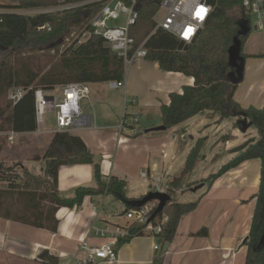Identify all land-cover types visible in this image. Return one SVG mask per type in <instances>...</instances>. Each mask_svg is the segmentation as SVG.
Instances as JSON below:
<instances>
[{
    "label": "trees",
    "instance_id": "16d2710c",
    "mask_svg": "<svg viewBox=\"0 0 264 264\" xmlns=\"http://www.w3.org/2000/svg\"><path fill=\"white\" fill-rule=\"evenodd\" d=\"M57 0H16L14 4H2L0 8V132L11 130L31 132L37 129L34 88L44 90L71 82L101 83L122 80L125 76L124 58L105 44L103 37L92 34L81 44L67 46L56 58L50 51L60 49L49 44L66 38L73 27H80L86 19L83 8L35 15L21 14L13 9H29L55 5ZM137 24L131 32L135 45L144 42L145 59L157 61L165 71L181 72L194 78L192 85H184L181 91L170 93V102L161 106V119L167 129L175 127L194 115L205 111H218L222 118L238 117L236 125L245 113L257 127L259 138L248 141L243 150L207 180H214L225 171L253 158L261 160L260 185L253 195L255 206L247 237L245 264H264V246L255 251L264 234V104L261 107H243L234 97L237 84L229 82V47L240 29V23L249 20L251 13L243 0H211L212 13L196 39L186 43L163 28H156L154 19L159 10L158 0H143ZM248 35L241 36L242 43ZM37 50H45L36 53ZM242 54L247 57V54ZM264 56V54L262 55ZM12 86L32 87L16 104L8 99ZM129 126V115L124 116ZM228 139L226 138V141ZM202 141L190 150L182 170L171 179L172 186H179L196 167ZM3 139L0 135V155ZM44 170L36 174L22 162L0 159V217L47 228L58 229L57 212L61 207L81 205L86 195L105 190L125 202L127 182L118 176L109 181L102 179L101 162L84 140L71 132L61 131L54 137L43 156ZM93 164L98 189L81 186L73 197H63L59 191V169L66 164ZM206 179L202 180L205 181ZM171 190V189H170ZM169 190V194L171 195ZM143 197V196H142ZM198 201L177 202L171 198L164 208L168 220L157 234L160 243L169 242L175 236L182 215L195 210ZM144 224H132L129 233L121 237L119 245L134 236L146 234ZM206 228L197 235L207 234ZM41 255L46 256L45 252Z\"/></svg>",
    "mask_w": 264,
    "mask_h": 264
},
{
    "label": "crops",
    "instance_id": "0c3cea01",
    "mask_svg": "<svg viewBox=\"0 0 264 264\" xmlns=\"http://www.w3.org/2000/svg\"><path fill=\"white\" fill-rule=\"evenodd\" d=\"M255 28L257 29L256 26ZM262 29L264 30V28ZM251 34L252 29L249 35L251 36ZM250 36H248L243 45V52L247 54V68L250 67L249 69L251 70L252 66L257 64L256 73H263L264 56L262 55L264 54V42L259 49L244 50V46L248 43ZM141 63H145V67H152L153 72L156 71L159 83L156 79V84L149 88H131L128 86V74H126V88H123V92L125 93V98L126 93H128V96L132 98L131 102L140 109V111L135 113H127L129 120L139 113H146L145 115L148 119V125L145 127L146 132V130L162 124L161 106L163 103L170 102V93L181 91L184 85H192L194 78L181 72L165 71L160 68L157 61L144 59ZM256 83L255 81L249 83L245 88L246 91L244 92L243 90L239 96L237 95L238 89L235 90L234 97L243 107L249 105L263 106V95L258 101L249 99L251 93L257 89ZM261 87L260 90L263 92L264 80L261 81ZM114 89L109 88L110 91ZM52 90H56V87L50 89V91ZM105 96L106 93H103L100 88L91 90L90 97L81 101L83 114L89 119V126L71 133L79 135L95 154L96 158L100 160L103 180L106 181L104 176L107 175L111 177L122 176L120 178L124 179L125 177L127 185L129 184L128 174L124 173V171L116 170V153L112 156L111 152H105L103 149L105 147L109 150L113 144H115L117 149L122 146H130L134 153H145L146 162L144 166L148 168L152 178H155L154 175L158 171L159 164L154 162L150 165L152 152L158 147L166 146V137L154 136V131L146 132L145 138L139 130L137 133L127 130L119 132L121 122H117V119L112 116L114 109H117L115 113L119 110L117 102H111L114 105V107H110L112 111L107 105L101 103L102 107L96 112L94 101L105 102ZM91 110L93 113H91ZM153 111L159 116L156 121L150 119ZM218 113L220 112L202 111L179 125L169 128L178 131L181 127L180 138L189 136L187 156L199 140L203 143L200 155L203 153L205 144L211 141L213 134L208 131H211L213 125L221 124L225 119L220 116L221 113ZM129 126L136 127V123H129ZM42 128L47 129L43 125ZM236 129L238 132L239 128L236 127ZM163 131H159V133ZM82 132L89 140L81 136ZM6 133L0 132V135ZM54 134L48 132L37 134L33 133V131L19 132L15 140L17 143L9 142L10 148L6 149L7 145L3 147L1 154L4 152L5 157L10 160H21L23 165L28 168L27 160L33 159L38 165L37 169H35L36 171L32 172L36 174L42 173L45 166L42 156L51 143ZM198 134H205V136L197 138ZM256 138L253 137L251 139ZM244 142L239 140L238 145L225 155L215 153L213 159L215 158L216 161H213L212 165L209 162L206 164L208 170H210V175L217 173L223 165L235 158L243 150L240 148L245 145L243 144ZM228 144H230V140L226 141V145ZM163 151L165 149L162 148L161 153ZM177 151L179 152L180 150L178 149ZM166 153L167 156H163L165 159L169 157L168 152ZM97 154L99 155L97 156ZM205 158L208 159V155H205ZM175 159L176 156H173L172 161ZM186 159L183 161V166ZM171 167H175L173 163H169V168ZM259 167H261V160L253 158L245 160L238 166L225 171L212 181L207 180L210 175L196 179L197 183L190 189L192 193H198V190L203 186L207 187V189L196 196L197 200H195L198 201L197 208L181 216L172 240L160 243L157 236H150L152 234L149 233L134 236L131 240L118 244V257L116 260L98 259L93 264H245L247 237L255 206V198L248 201V197L253 193L255 194L259 189ZM204 179L206 180L202 181ZM81 186L98 189V181L95 177L93 164L62 165L59 169L60 194L63 197H73L76 189ZM195 187L198 188L194 190L193 188ZM125 192L126 197L129 199L141 198L146 195L129 194L126 188ZM110 195L112 194L106 190L105 192H95L86 195L81 205L61 207L57 212L59 225L56 231L0 217V264H79L76 254L80 252L82 239L89 237V243L94 246L100 245L106 240L91 231L90 224L95 223L101 227L109 221L108 217L113 214V210L110 209L113 202H108ZM196 197L194 196L193 198ZM117 200L118 205L124 204L126 208L129 207V204L124 200L119 198ZM93 205L103 206V209L99 210V215L96 219L93 218L89 208ZM102 213L106 217L105 219L101 217ZM203 228H206L208 233L197 235V232ZM155 244L159 245L158 249H155ZM42 252H45L46 256L43 257L41 255Z\"/></svg>",
    "mask_w": 264,
    "mask_h": 264
},
{
    "label": "built area",
    "instance_id": "2783aa9c",
    "mask_svg": "<svg viewBox=\"0 0 264 264\" xmlns=\"http://www.w3.org/2000/svg\"><path fill=\"white\" fill-rule=\"evenodd\" d=\"M55 5L47 7H37L29 9H20L18 13L35 15L39 13L57 12L74 8H83L86 11V19L82 26L75 27L67 36V39H73L72 44H81L92 34L104 38L105 44L112 50L119 53L123 58L125 65L130 66L135 59L145 58L147 50L144 42L139 46L135 45V38L132 35V28L137 24L140 10L143 7V0H57ZM159 9L164 11L160 21H156V28H163L178 39L186 43H191L197 38L209 19L213 4L211 0H158ZM1 3V2H0ZM141 6L139 7V4ZM244 6L249 10L251 16L257 17V28H264V0H243ZM0 11H9L0 8ZM156 15V14H155ZM155 19V16H154ZM65 39V38H64ZM71 44V45H72ZM110 88H126V77L122 80H111L108 82ZM62 98L56 101L55 95L47 94L41 87L34 88L35 115L37 129L33 133H57L61 131L74 132L78 129H85L89 126V119L84 116L81 101L90 97L91 89L89 83L71 82L61 85ZM32 87L25 88L21 86H12L8 90V99L12 105H16ZM53 99L49 100L48 97ZM128 93H126V102ZM128 106L125 105V109ZM54 113L56 115V127L52 129H43L42 125L46 121V114ZM126 115V113H125ZM124 115V116H125ZM119 126V132L124 130L137 133L135 126H128L125 118ZM138 116L130 118V123H137ZM8 141L13 143L19 135V132L11 130L4 134ZM2 136V135H1ZM163 156L167 153L163 151ZM146 181H152L156 184V191L169 192L162 185V178H152L148 169H144L140 174ZM106 181L111 176H104ZM160 201L153 199L141 207H127L125 214L128 218L134 219L132 224H144L145 233L157 236L162 230L164 222L168 220V215L161 212L151 219L153 213L158 208ZM93 218H97L99 210L103 206L93 205L89 207ZM105 209V208H104ZM131 224V225H132ZM90 229L97 236L106 239L100 245H91L89 237L81 240L80 252L76 254L79 264H93L98 259L114 261L118 257L117 246L121 237L126 236L129 231L121 225L106 224L97 226L90 224ZM159 245L155 244V249Z\"/></svg>",
    "mask_w": 264,
    "mask_h": 264
},
{
    "label": "rangeland",
    "instance_id": "374dc122",
    "mask_svg": "<svg viewBox=\"0 0 264 264\" xmlns=\"http://www.w3.org/2000/svg\"><path fill=\"white\" fill-rule=\"evenodd\" d=\"M2 4H14L16 0H0ZM20 9H13L14 12H21ZM164 15V11L162 9H159L156 12L155 20L158 22L162 19ZM251 23H252V34L249 38L248 43L244 46V50L248 49H259L263 42H264V30L262 28H255L257 24V17L251 16ZM73 29H78L73 27ZM69 36V35H68ZM73 39L70 38V40L67 39V37L63 40V42L59 45L60 49L58 50H52L50 51L49 55H53L54 58L59 56L58 54L62 53V51L72 44ZM45 50H37L36 53H42ZM145 58H137L134 60L132 66L129 68V66L125 65V75L128 74V86L131 88H149L152 85L156 84V79L158 81V76L156 77V71L153 72L152 67H145V63H141L142 60ZM250 68V67H249ZM247 68V61H246V68H245V76L244 80L237 84L236 90L237 95L239 96L240 93L244 90L246 91V86L249 85L251 82H257V89L254 90L253 93L249 96V99L252 101H258V99L264 96V89L263 92L260 90L261 87V81L264 80V72L256 73V69L258 68V65H253L251 70ZM125 78V76H124ZM90 89L94 88H100L102 92L106 93L105 99L106 101H94V106L96 109V112L99 111V108L102 107L101 103L107 105L109 109L112 111L110 107H114V105L111 104V102H117L119 110L116 112L117 109H114L113 111V117L117 119V122H121L123 120V116L125 113L131 114L135 113L137 111H140L139 108L135 107L134 104L131 102V97L128 96V102L125 101V93L123 92V87L115 88L113 91L109 90V83L108 82H101V83H89ZM47 94L55 95L56 101H60L62 96V87L61 85L56 86V90H46ZM263 95V96H262ZM95 99V97L93 96ZM125 105L128 106L127 109H125ZM206 111V110H205ZM209 112V111H208ZM91 113L93 111L91 110ZM145 112L137 114L139 122L136 123V128L141 132V135L145 138L146 132L145 127L147 124V117L145 115ZM206 114V112H205ZM220 114V113H218ZM221 116V114H220ZM222 117V116H221ZM151 120L156 121L159 119V116L156 115V112L153 111L151 115ZM222 119V118H221ZM238 121L237 116L225 118L224 121L220 124L217 123L216 125H213V128L211 131V141L207 142L203 148V153L199 155L198 165L197 167L188 174L187 178L182 181L179 186H172L171 184V178L172 175H176L183 167V161L186 159L187 153H188V139L189 136H186L185 138H180V133L182 128L180 127L177 130H164L163 132L154 131V136H163L166 137L167 144L165 147H158L152 152V158H151V164L154 162H157L159 164L158 171L155 172L154 177L155 178H162V185L166 190H170L171 198H173L177 202H192L197 200V195L202 194L207 187L203 186L200 188L198 193L194 194L190 191L192 187L197 183L198 178L204 177L205 175H210V170H208V166L206 165L207 162H209L210 165L213 164V161H216L214 157L215 153L225 155L228 152H231L236 145H238L239 140L245 141L243 144H246L251 138L257 137L259 138L258 130L255 125H252L248 128L247 131L243 132L240 130V128L236 125ZM43 127L47 128H55L56 127V115L54 113H47L46 114V121L43 124ZM236 127L239 128L238 132ZM198 137L205 136V134H198ZM82 137L89 140L87 136H84L82 132ZM217 136V138H216ZM177 137H179L177 139ZM226 138L230 140V144L226 145ZM3 139V147L10 148V143L8 141V137L6 135H2ZM252 140V139H251ZM17 142L15 141L14 144ZM241 144V145H243ZM103 147V146H102ZM165 149L166 152H168L169 157L164 158L163 153H161V150ZM104 151L111 152V155L113 156L116 153V159H115V167L116 170L124 171V173L128 174L129 184L126 187V191L129 194H134L137 196H141L143 194H147L149 192H155L156 191V184L152 181H144L141 179V171L144 169H148L145 165L146 162V154L145 153H134L133 149H131L130 146H122L119 149L115 147V144L112 145V147L107 150L105 147H103ZM180 150L179 152L177 150ZM26 153V152H25ZM7 154V153H6ZM99 154H97L98 156ZM205 155H208V159L205 158ZM176 156V159L172 161V157ZM218 157V156H215ZM7 159L5 161L7 162H22L21 160H10L9 158L5 157V153L3 152L1 154V159ZM112 160V159H111ZM204 161V162H203ZM169 163H173L175 166L174 168H169ZM27 165L29 166V169L31 171H36L37 169V163L33 159L27 160ZM259 167V172H260ZM109 169V168H108ZM122 177V176H120ZM125 179V177H124ZM200 184V183H199ZM256 193V192H255ZM253 194H251L248 197V201L253 199ZM196 198H193V197ZM196 199V200H195ZM108 202H113L110 209L113 210V214L109 216V221H107L106 224H117L121 225L125 230L134 222V219L128 218L125 214L126 206L118 205V200L115 196L110 195L108 198ZM103 211V210H102ZM102 218L104 217V214H101ZM107 218V219H108ZM148 236V235H147ZM153 236V235H150Z\"/></svg>",
    "mask_w": 264,
    "mask_h": 264
},
{
    "label": "water",
    "instance_id": "95a60500",
    "mask_svg": "<svg viewBox=\"0 0 264 264\" xmlns=\"http://www.w3.org/2000/svg\"><path fill=\"white\" fill-rule=\"evenodd\" d=\"M141 6V3L139 4V7ZM251 25L249 24V20H245L240 23V29L236 36L234 37L233 44L229 47V65L232 68V71L228 74L229 82L231 84H239L244 80V74H245V67H246V57L242 54V49H243V43L241 36L248 35L251 32ZM63 38L59 39L56 42H53L49 44V48H53L56 45H60L63 42ZM47 99L52 100L53 97L50 96ZM243 118L240 119L239 121V128L241 131L245 132L248 130L250 126L253 125V122L250 121L247 117V115L244 113ZM167 127L164 124H161L159 126L153 127L151 129L146 130V132L149 131H162L166 130ZM255 139L249 140L254 141ZM241 147L240 149H243ZM198 187L193 188L194 190L197 189ZM153 199H157L160 201V204L158 208L155 210L153 213L151 219H153L158 213H161L164 211V208L168 201L171 199V196L167 192H149L146 195H144L141 198H136L128 201L127 203L131 207H141L148 201H151ZM264 246V234L259 242V244L254 248L255 251L260 250Z\"/></svg>",
    "mask_w": 264,
    "mask_h": 264
}]
</instances>
